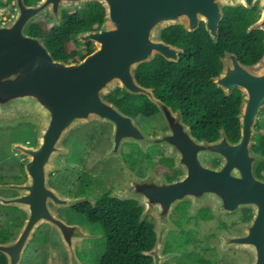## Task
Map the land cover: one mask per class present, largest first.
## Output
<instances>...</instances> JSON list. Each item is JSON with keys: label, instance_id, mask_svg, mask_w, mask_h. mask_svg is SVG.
<instances>
[{"label": "water", "instance_id": "1", "mask_svg": "<svg viewBox=\"0 0 264 264\" xmlns=\"http://www.w3.org/2000/svg\"><path fill=\"white\" fill-rule=\"evenodd\" d=\"M91 1L104 8V16L98 29L76 34L79 43L95 45L94 50L81 60L66 63L55 59L42 37L26 32L30 22L41 14L48 13L54 25L59 26L62 8ZM256 3L259 18L248 26L247 31L259 29L264 33V0H38L32 5L15 0L13 14L0 23V127L16 126L20 122L36 123L38 141L35 146H14L27 157L25 182L0 184V188L19 192L12 197L0 195V205L20 208L25 215L17 237L10 242H0V253L5 256L6 264L20 263L34 232L43 223L56 229L68 249L71 264H79L74 245L87 234L79 225L61 219L54 207H72L85 201L94 205L95 201L91 197L59 196L47 182L49 173L56 169L54 160L59 154L66 153L60 145L68 133L77 123L85 124L93 118L112 122L115 131L111 153L115 154L121 142L127 139L130 124L128 117L105 97L117 89L134 93L149 91L138 83L136 71L140 64L153 60L156 55L178 61L179 52L183 50L164 42L162 30L181 25L187 31H195L203 21L217 42L223 8L242 5L250 9ZM222 62V71L212 81L224 91L241 90L240 145L246 146L249 160L252 138L257 133V116L264 108V53L250 65L242 64L235 54L228 52ZM187 178L184 176L178 182L164 185L163 189L181 193L177 199L180 201L185 194L195 190L189 187ZM130 183L126 184V193ZM161 183L167 182L163 179ZM132 184L137 190L140 182ZM262 186L264 190V182ZM164 191L157 189L156 192L161 193L159 200ZM110 196L128 198L127 195ZM258 220H261L259 225L263 233L264 213ZM259 241L263 248L264 235ZM256 264H264L261 249Z\"/></svg>", "mask_w": 264, "mask_h": 264}, {"label": "flooded vegetation", "instance_id": "2", "mask_svg": "<svg viewBox=\"0 0 264 264\" xmlns=\"http://www.w3.org/2000/svg\"><path fill=\"white\" fill-rule=\"evenodd\" d=\"M32 4L35 3L28 5ZM2 8L0 23L7 21L14 12L15 0H0V10ZM201 23L205 27L204 22ZM208 35L212 39L209 32ZM239 43L243 41L240 39ZM168 44L179 46L172 42ZM239 51L223 48L217 55L220 65L216 71L211 66L212 74L208 79L212 82V78L220 74L224 66L222 58L227 52L235 54L242 64H246L238 57H242ZM181 56L186 58L185 51L179 52L178 61ZM159 57L168 61L160 55L152 61ZM147 67L148 80L142 86L149 91H113L105 97L108 103L128 117L130 124L127 139H124L127 141L123 140L114 154L120 158L103 159L102 156L98 161L101 167L97 169L96 179L80 163L69 167L70 170L75 167V170L81 171L70 196L91 197L95 204L105 195L115 199L116 204L127 202L128 217L133 221L128 241L132 264H256L259 250L264 251L259 241L264 235L259 225L262 219L258 220L264 213V132L260 126L264 108L257 116V133L252 138L248 160L246 146L240 145V89L224 91L212 82L217 91H205L191 84L190 88L172 91L170 87L149 83L151 66ZM126 98L127 108L120 107V102ZM110 127L114 134L115 124L110 122ZM67 140L64 157L74 160L75 156L83 155L85 149L82 142L79 143L80 152L76 153ZM84 141L88 142V139ZM34 143L26 141L23 145L29 147ZM18 154L25 157L20 152ZM24 163L20 164V173L26 179ZM108 164L113 167H103ZM123 165L135 176L129 192L120 193L119 197L127 195V199L110 196L111 187L123 181ZM150 173L161 176L162 181L164 179L167 183L148 178ZM107 174L116 175V179L106 181L107 188L103 186L99 190ZM119 174L122 176L118 179ZM184 176L188 177L189 187L195 190L178 201L181 193L163 188ZM64 181L68 185L66 177ZM134 181L140 182L137 190L132 184ZM157 189L165 190L162 200L158 199L161 193L156 192ZM0 194L12 197L17 193L5 189ZM74 207L69 209L84 217ZM10 208L19 214L13 224L0 232V238L9 236L7 240L0 239L1 243L12 240L24 221L25 215L21 210ZM135 223L139 226L136 227ZM97 235L106 238L102 232ZM158 239L162 240L161 250L156 248Z\"/></svg>", "mask_w": 264, "mask_h": 264}, {"label": "trees", "instance_id": "3", "mask_svg": "<svg viewBox=\"0 0 264 264\" xmlns=\"http://www.w3.org/2000/svg\"><path fill=\"white\" fill-rule=\"evenodd\" d=\"M24 1L26 4H31L38 0ZM223 13L219 23L217 42L210 38L202 23L195 31H187L181 25H172L163 29L161 33L163 41L179 45L177 47L185 51L186 58L181 56L178 62H168L159 57L154 61L151 60L152 62L140 64L136 71L138 83L141 86L146 84L148 79L145 71L149 70L147 66L150 65L149 83L152 85L158 83L175 91L179 88H190L191 84L194 88H203L205 91L209 89L217 91L216 84L212 81L214 85L208 77L212 74L211 66L212 68L214 66L215 71L218 69L220 64L217 55L221 54L223 48L240 50L242 57H238L246 62L244 65L256 63L264 53V33L259 29L248 33L247 28L259 18L258 3L250 9L242 5L225 6ZM103 16L104 8L99 3L91 1L85 3L82 10L78 9L74 13H70L68 9H62L59 26L54 25L49 15H43L31 21L26 32L42 37L55 59L69 63L81 60L94 50L90 42L79 50L81 43L75 37L78 32L98 29ZM240 39L243 41L241 44ZM127 106L126 98L120 102V107L127 108ZM74 208L90 224L99 226L106 236V247L97 264H132L128 241L133 221L128 217L126 201L116 204L115 199L105 195L95 205L82 202L76 204ZM135 225L139 226L137 223ZM8 238L9 236L3 235L0 239ZM0 264H6V258L2 253H0Z\"/></svg>", "mask_w": 264, "mask_h": 264}, {"label": "rangeland", "instance_id": "4", "mask_svg": "<svg viewBox=\"0 0 264 264\" xmlns=\"http://www.w3.org/2000/svg\"><path fill=\"white\" fill-rule=\"evenodd\" d=\"M83 6L84 4H81L62 9H68L70 13H74L78 9L82 10ZM2 11H4L3 8L0 10L1 15ZM43 15L45 16L49 14H41L38 16V18ZM49 17L51 18L50 15ZM84 47L85 44H81L78 49L81 50ZM260 119L261 130L264 131V115H261ZM37 128L38 125L31 122H20L16 126L0 127V184H21L25 182L26 179H24L20 173V164L22 162H26L27 157L25 156L26 158H22L18 154L19 151L14 149V146L16 144H24L26 141H34L35 143L33 146H35L38 141ZM73 129L74 130H71L66 137V139L68 138L67 144L71 145L74 152L79 153V143L82 142L85 151L83 152V155L81 154L79 157L83 158L78 159L79 157L75 156L74 160H70L68 157H64L66 153L63 155L59 154L56 157V160H54L56 169L49 173L47 179L49 187L53 188L59 196L69 198H72L70 194H72V192L75 190L78 182L77 180L81 173V171L75 170V167L71 170L68 169L69 167H73L75 164L80 163L82 166L87 167L88 170H90L88 171L90 173L89 175L96 176V179L98 175L97 169L101 167L98 161L102 156L103 159L120 158V156L116 157V155L111 153V149L113 147V132L109 121L101 122L93 118L90 120V122L85 124L77 123ZM66 139L63 141V145L60 146L63 149H66L67 152L65 144ZM86 139H88V142L84 141ZM126 141L127 140H124L123 142ZM103 167L108 168L113 167V165L108 164ZM123 171V181L111 187L110 194L113 196H120V193L126 194L127 182L135 179L133 172H130V170H128V168H126L124 165ZM120 176L122 175L119 174L118 179ZM65 177L66 180H68V185L66 184L67 186L65 185L64 181ZM147 177L152 178V180L156 179L159 182L162 181L161 176L156 177L151 173L148 174ZM103 179L105 182L103 185L99 186V190H102L103 186L104 188H107V185L105 184L106 181H114L116 179V175L114 176L107 174ZM19 180H22L23 182L21 181L20 183H15ZM2 190H5V188H0V193ZM14 191L17 194L19 193L16 190ZM88 192L93 193L94 191L89 190ZM84 193L87 194V192ZM0 195L3 196L2 194ZM10 207L13 206L6 207L0 205V232L6 226L13 224L15 222V216L19 214L17 210H14ZM69 208L70 207L67 206L54 207L61 219H63L68 224L70 223L79 225L82 228V231L87 234L86 238L81 241L77 240L74 245L76 255L79 258V264H97L106 247V238L102 236L90 237L89 234L97 235L101 233L100 227L87 223L84 217L74 214ZM17 209L21 210L20 208ZM21 211L23 212V210ZM14 232H16V229ZM18 233L15 235V237H11L12 240L17 237ZM157 242L156 248L161 250L162 240ZM19 264H71V259L68 249L62 242L56 229L53 226L43 223L34 232L33 237L29 241Z\"/></svg>", "mask_w": 264, "mask_h": 264}]
</instances>
